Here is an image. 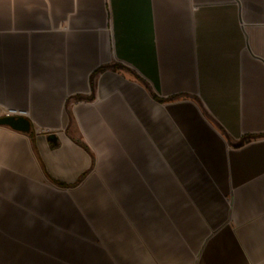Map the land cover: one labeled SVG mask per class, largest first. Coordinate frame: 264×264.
<instances>
[{"label": "crops", "instance_id": "1", "mask_svg": "<svg viewBox=\"0 0 264 264\" xmlns=\"http://www.w3.org/2000/svg\"><path fill=\"white\" fill-rule=\"evenodd\" d=\"M0 110V264H264V0H0Z\"/></svg>", "mask_w": 264, "mask_h": 264}, {"label": "water", "instance_id": "2", "mask_svg": "<svg viewBox=\"0 0 264 264\" xmlns=\"http://www.w3.org/2000/svg\"><path fill=\"white\" fill-rule=\"evenodd\" d=\"M0 125L10 126L14 130L29 133L31 131V122L24 116H5L0 117ZM51 140H56L54 134L50 135Z\"/></svg>", "mask_w": 264, "mask_h": 264}, {"label": "built area", "instance_id": "3", "mask_svg": "<svg viewBox=\"0 0 264 264\" xmlns=\"http://www.w3.org/2000/svg\"><path fill=\"white\" fill-rule=\"evenodd\" d=\"M5 116H19V115H15V113H13V111H9V112L4 113L0 110V117H5Z\"/></svg>", "mask_w": 264, "mask_h": 264}]
</instances>
